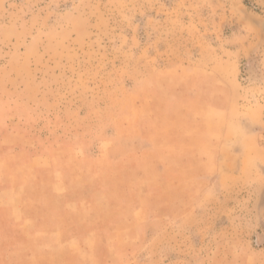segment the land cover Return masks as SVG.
<instances>
[{"label":"rangeland","instance_id":"rangeland-1","mask_svg":"<svg viewBox=\"0 0 264 264\" xmlns=\"http://www.w3.org/2000/svg\"><path fill=\"white\" fill-rule=\"evenodd\" d=\"M20 178L0 264H264V0H0Z\"/></svg>","mask_w":264,"mask_h":264},{"label":"crops","instance_id":"crops-1","mask_svg":"<svg viewBox=\"0 0 264 264\" xmlns=\"http://www.w3.org/2000/svg\"><path fill=\"white\" fill-rule=\"evenodd\" d=\"M33 169L35 168L33 167ZM36 169L38 170L40 168L37 167ZM58 184L59 183L57 181L56 185ZM22 189H24V182L22 178H20L19 181L13 186H8L0 189V207L4 206L2 211L3 219L2 222L0 223V233L2 235H4L5 232L7 231L6 230L7 228L2 225H6L7 223H10L12 221L14 222L21 221L22 218L24 217V212L20 207V202L22 199V193H21ZM18 215L20 216L18 217ZM20 228L18 227V229Z\"/></svg>","mask_w":264,"mask_h":264}]
</instances>
